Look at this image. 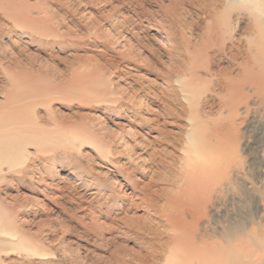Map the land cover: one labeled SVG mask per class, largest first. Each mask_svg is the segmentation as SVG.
Listing matches in <instances>:
<instances>
[{"label":"rangeland","instance_id":"374dc122","mask_svg":"<svg viewBox=\"0 0 264 264\" xmlns=\"http://www.w3.org/2000/svg\"><path fill=\"white\" fill-rule=\"evenodd\" d=\"M261 30L250 12L224 0H0V264H141L143 256L163 264L178 246L173 228L124 194L151 180L145 193L159 208L171 198L176 209L205 212L199 235L239 205L264 217L241 186L217 213L201 172L195 193L182 183L186 132L207 137L225 116L217 113L225 92L210 76L225 64L214 57L206 67L204 54L213 55L215 35L259 46ZM156 115L166 139L151 129ZM250 130L242 125V137ZM130 132L142 146L133 147ZM151 147L166 151L157 155L169 169L135 159ZM237 155L249 169L243 140ZM256 175L247 171L245 180L264 190ZM261 225H248L249 245L262 242ZM251 255L264 261V253Z\"/></svg>","mask_w":264,"mask_h":264},{"label":"bare ground","instance_id":"6f19581e","mask_svg":"<svg viewBox=\"0 0 264 264\" xmlns=\"http://www.w3.org/2000/svg\"><path fill=\"white\" fill-rule=\"evenodd\" d=\"M224 5L226 6V8L240 7L250 12V14H252L253 18L258 22V24L262 29L258 39L259 46L253 48L252 46H250L251 44L242 45L240 39L237 40L238 44L234 45L231 43V41L232 42L234 41L232 40L231 37L232 35L228 33H226L228 34L226 36L227 37L226 39H223L220 36L215 35L214 42L211 45H209L210 46L209 48L214 47V49H213V55L212 54L207 55L206 53L204 54L206 59V67H208L209 63L213 62L214 57H217L216 61L218 63L220 62L225 64V66L222 67L217 66L218 69L215 70V72H211L210 75L211 77L215 78L214 80L215 82L212 83V86L219 87L218 89H221L225 92L222 99L219 101L217 107V113L220 115L225 114V116L221 119L218 125L215 128H213V130L209 131V135L207 137L206 134L199 132V130L186 132L185 139H186V143L189 145V149L185 150L186 147L182 149V152L184 154L182 159L186 164L185 166L188 167L189 169L185 167V169L183 170L182 183L188 185V189L189 190L192 189L193 190L192 192L195 193L196 186H198L200 182H202L201 179L199 178L200 177L199 173L201 172L206 187H210V194H209L210 196L208 197L207 204L211 205L213 203V206H215L217 202L216 205L217 213L219 210V201L223 200L226 195L232 193V190L235 188V186L237 185L241 186L247 198L252 199V203L255 206V208L258 210L260 209L263 213L264 190H262V188L260 189L256 188L254 184L248 183L245 180V176L247 171L255 170L257 172V175L254 177V179H256L259 184L264 186V0H224ZM227 40L229 45H226ZM128 54L129 53H127V55ZM205 59L203 61H205ZM256 67L257 70L254 72V68ZM237 68L238 71L236 70ZM187 81H190V79ZM191 82L193 81L191 80ZM176 83H178L177 84L178 87L183 88V86L180 84V79L179 81L177 80ZM169 88H167V90ZM198 89L200 88L198 87L197 90ZM159 93H161V91H159ZM158 97H161V95ZM200 97H197V99ZM182 104L184 105V103ZM167 105L165 104L162 105L161 113L165 114L167 111H169ZM179 112L181 111L179 110ZM159 115H156L154 119L150 120V122L152 123V125H154L153 128L151 129L160 132L161 137L159 138L160 140H162V139H166L167 136H169V133L166 132L164 129H162L164 128L166 122H163V124L160 123L158 119ZM245 124L251 128L250 131H252L251 133L253 134H250L249 136L246 135L247 137H242L240 132V127H242V125ZM129 129L130 128L128 127L127 131ZM129 135L133 138V144H134L133 147L143 145L139 141L136 142V140H134L135 133L130 132ZM154 139L156 138L153 137V140ZM242 140L244 141V148L247 151H251L252 153V160H250L248 164L249 169L244 168L245 162H243L241 158H239V156L237 155L238 146L239 144H241ZM163 141L165 143L164 145L167 148L170 146V144L180 146L179 141L181 140L180 139L177 141L174 140L175 141L174 143H171L166 140ZM127 145L128 144H126V146ZM143 153L144 155L146 154L145 152ZM157 154H165L166 156V151L164 149L159 150V148L158 150H156L155 147H151V152L147 154L146 157H142V155L139 154V156H137V158L135 159H139V161H142L144 163L148 161L154 162L156 160H160V163L157 162V165L161 167H165L163 163L166 164L167 162L161 160L160 159L161 157ZM133 161L134 160L132 159V162ZM191 163L192 165H190ZM166 165H168V168L166 169H169V164ZM153 174H155L154 171ZM150 182L143 184L142 188L139 190H135V188H130L131 191L129 193L125 191L124 194L130 200L131 199L138 200V202L143 204V206L145 205V207L153 211V213H157V212L162 213V216H164L166 222L165 226L167 225L173 228L171 241L176 243L178 246L169 248L170 253L165 257L163 264H264V261H262L261 258H257L254 260L251 259L252 253H264V229L260 228V230H258L259 232H261L262 236L260 237V239L262 240V242H258V240L253 239L252 240L253 246L249 245L248 242L249 238L250 239L252 238L249 236L247 232L248 225H252V226L255 225L256 227H260V225L264 221V217L258 216L255 218H251L249 217L250 215L248 216L245 213V211L242 209L244 206L239 205L237 210L235 208H232L222 211L219 218L215 213L217 216L216 218L217 220L214 222V225L216 226V230L212 231L210 234L207 235H199L197 227L199 226V220L203 218L205 212L204 214H198L197 217L196 214L192 213L191 215L190 211L187 212L184 209H179V208L176 209L174 206L170 205V203H172L171 198H169L166 201L163 208H159L155 200L152 199L153 198L151 197L152 195L150 196L145 193V189L148 188L151 184ZM133 185L135 186L136 183L134 182ZM183 192H185L184 189ZM183 192L177 195L178 198L179 197L182 198V196H185ZM165 207L171 208L168 211V213L165 212ZM158 214H156V216ZM185 215L190 218L189 222L185 221ZM184 232L188 233V234L186 233V235H188V238L190 239L189 241L184 240V236H183ZM243 237L245 238L246 241H242V239H244ZM236 239L238 241H235ZM144 257L145 256H143V258ZM143 258L141 264H155L154 262L150 263L148 257L144 259Z\"/></svg>","mask_w":264,"mask_h":264}]
</instances>
